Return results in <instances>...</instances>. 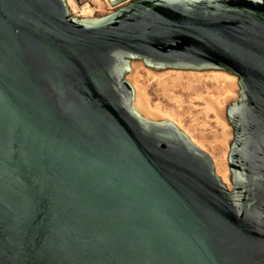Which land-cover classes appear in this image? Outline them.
<instances>
[{"label": "water", "instance_id": "water-1", "mask_svg": "<svg viewBox=\"0 0 264 264\" xmlns=\"http://www.w3.org/2000/svg\"><path fill=\"white\" fill-rule=\"evenodd\" d=\"M0 0V264H264V0ZM132 62L237 78L229 189Z\"/></svg>", "mask_w": 264, "mask_h": 264}, {"label": "rangeland", "instance_id": "rangeland-1", "mask_svg": "<svg viewBox=\"0 0 264 264\" xmlns=\"http://www.w3.org/2000/svg\"><path fill=\"white\" fill-rule=\"evenodd\" d=\"M73 2L77 8L86 4L94 7L92 0H73ZM113 10L112 7L109 11H97L95 17L103 16ZM207 72L202 71L199 75L189 71L177 73L173 70H153L141 66L136 69L135 73H129L131 76L129 74L127 76L133 79L138 87L143 88L152 106L171 112L174 119L179 121L181 126L183 125V129L187 130L203 146V151L211 159L215 158L221 163L224 160L223 162L228 168L227 154L233 136L232 129L225 118V108L237 97L238 86L235 88V97L223 103V113L218 120L212 110L209 111L206 102H203L205 99L202 98L209 96L220 98L216 84ZM129 77L127 78L129 79ZM225 124L227 127L223 126ZM229 177L228 170L226 186L231 189Z\"/></svg>", "mask_w": 264, "mask_h": 264}, {"label": "bare ground", "instance_id": "bare-ground-1", "mask_svg": "<svg viewBox=\"0 0 264 264\" xmlns=\"http://www.w3.org/2000/svg\"><path fill=\"white\" fill-rule=\"evenodd\" d=\"M66 4L70 10V13L79 18H96L95 12L97 11H109V9H112L113 6H111L110 2L114 0H92L94 7H91L90 5L86 4L81 8H77L73 0H65ZM143 66L142 63L136 62L131 63V70L129 73L133 74L135 73L136 69ZM174 72H181L179 70H173ZM184 72V71H182ZM190 73L194 74H201L200 72L195 71H189ZM149 73V72H148ZM209 75L211 76V80L215 82L217 93L219 94L220 98H214L212 96L209 97H202L205 99L203 101L207 106L209 107V111L212 110L214 116L220 120V116L223 113V103L227 100L235 97V88L238 86L237 84V78L233 75L228 74L227 72L223 71H208ZM154 74V73H153ZM130 75V74H129ZM208 75V76H209ZM131 76V75H130ZM129 77V76H127ZM154 77V76H153ZM178 78V77H177ZM180 78V77H179ZM206 78V77H205ZM128 79V78H127ZM129 83L133 87L134 90V98H133V106L136 108V110L143 115L146 118L149 119H159V120H169L173 124H175L183 133H185L190 141L198 146L201 150H203V146L194 138L187 130L183 129V125L179 123V121L175 120L171 112H167L166 110H163L157 106H152L149 102V98L147 97L146 93L144 92L143 88L138 87V85L135 84V81L133 79H128ZM140 85V84H139ZM201 98V97H200ZM202 99V100H203ZM204 104V105H205ZM206 107V106H205ZM224 127H227V125H223ZM224 158V157H223ZM222 158V159H223ZM213 164L215 166V173L216 175L221 179V181L225 184H228V168L225 165V163L222 161V163L215 158H212Z\"/></svg>", "mask_w": 264, "mask_h": 264}]
</instances>
